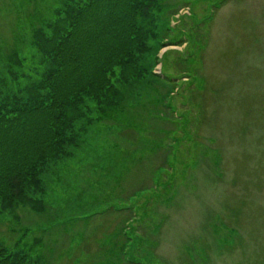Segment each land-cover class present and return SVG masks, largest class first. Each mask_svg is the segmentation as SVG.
Here are the masks:
<instances>
[{
    "label": "rangeland",
    "instance_id": "374dc122",
    "mask_svg": "<svg viewBox=\"0 0 264 264\" xmlns=\"http://www.w3.org/2000/svg\"><path fill=\"white\" fill-rule=\"evenodd\" d=\"M75 1L0 0L1 96L38 82L36 40ZM157 1L146 78L105 117L88 104L42 204L0 210V246L43 264H264V0Z\"/></svg>",
    "mask_w": 264,
    "mask_h": 264
},
{
    "label": "trees",
    "instance_id": "16d2710c",
    "mask_svg": "<svg viewBox=\"0 0 264 264\" xmlns=\"http://www.w3.org/2000/svg\"><path fill=\"white\" fill-rule=\"evenodd\" d=\"M157 5V0H78L63 7L50 37H38L47 65L40 79L0 95V210L19 202L38 208L48 193L42 174L78 148L96 116L88 104L105 117L121 106L125 89L146 78L140 59L155 36ZM35 252L19 244L0 246V264H43Z\"/></svg>",
    "mask_w": 264,
    "mask_h": 264
}]
</instances>
